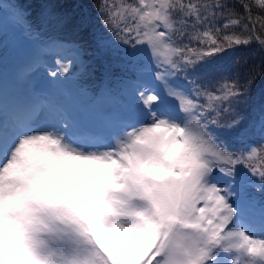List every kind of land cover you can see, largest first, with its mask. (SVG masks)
Segmentation results:
<instances>
[{
    "label": "snow or ice",
    "instance_id": "snow-or-ice-1",
    "mask_svg": "<svg viewBox=\"0 0 264 264\" xmlns=\"http://www.w3.org/2000/svg\"><path fill=\"white\" fill-rule=\"evenodd\" d=\"M12 8L30 55L26 93L0 72V264H264V0ZM93 50L118 71L94 102H126L85 120L56 94Z\"/></svg>",
    "mask_w": 264,
    "mask_h": 264
},
{
    "label": "trees",
    "instance_id": "trees-1",
    "mask_svg": "<svg viewBox=\"0 0 264 264\" xmlns=\"http://www.w3.org/2000/svg\"><path fill=\"white\" fill-rule=\"evenodd\" d=\"M8 3L12 4L13 0H6ZM21 3H23L25 6L32 4L33 0H20ZM85 4H87V0H83ZM229 3H232L233 0H228ZM87 10V9H85ZM242 11V10H241ZM116 55L115 54H103V53H96L94 50L91 52L89 56L86 57V61L91 64L92 68L95 70V79L97 78L96 73L99 72V69H103L104 71L110 70L111 74L113 75V78L118 75L117 69H115L114 64L116 62ZM84 70V69H83ZM85 72V70H84ZM86 74V73H85ZM86 77L89 79H93L89 77V75L86 74ZM115 96H118L120 92L115 89ZM261 95L256 96L254 102H253V108L258 105V101L260 99ZM257 118V113L249 110L248 111V123L245 124V126L241 129V134L246 136H255L257 134L256 129L251 127V124L253 121H255ZM251 194L258 197L257 199H261V194L256 189L251 190Z\"/></svg>",
    "mask_w": 264,
    "mask_h": 264
},
{
    "label": "rangeland",
    "instance_id": "rangeland-1",
    "mask_svg": "<svg viewBox=\"0 0 264 264\" xmlns=\"http://www.w3.org/2000/svg\"><path fill=\"white\" fill-rule=\"evenodd\" d=\"M2 7H3V4L0 3V31L6 28V26L3 25L4 20H2V18H1L2 14L4 13V9ZM8 16H9V18H11L8 20V23L10 24L12 29H15V28L20 26L19 21L16 19V16L13 12L9 13ZM14 16H15V18H14ZM4 18L6 19L7 17L5 16ZM9 24H7V25H9ZM19 34L22 37L26 36V34L24 32H22L21 30H19ZM10 87H11V89L15 90V94H16L18 88L12 83H10ZM19 91L21 93H23V90L19 89ZM66 93H67V91L60 90L56 94L57 101L61 105H63L65 108H68L69 110L78 113L85 120L103 119L105 113L101 111L100 105L96 104L95 102H87V101H82L76 105H67L66 101L64 99ZM261 93H262V86L260 84H257L256 90L253 94L254 100H255L256 96H259V94L261 95Z\"/></svg>",
    "mask_w": 264,
    "mask_h": 264
}]
</instances>
